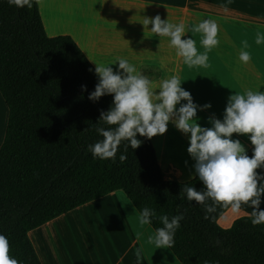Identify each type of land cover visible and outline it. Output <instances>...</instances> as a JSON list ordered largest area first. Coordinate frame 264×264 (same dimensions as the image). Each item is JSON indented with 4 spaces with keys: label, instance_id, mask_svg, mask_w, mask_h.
Segmentation results:
<instances>
[{
    "label": "trees",
    "instance_id": "obj_1",
    "mask_svg": "<svg viewBox=\"0 0 264 264\" xmlns=\"http://www.w3.org/2000/svg\"><path fill=\"white\" fill-rule=\"evenodd\" d=\"M31 3L17 8L0 0V93L8 110L0 147V234L9 240L10 255L20 264H43L32 231L123 192L138 213L155 210L153 230L162 227L160 215H184L169 248L181 264H264V225L242 217L223 229L218 221L230 207L219 205L205 219L203 206L180 195L185 184L201 190L202 182L196 176L166 180L154 137L138 135L135 150L125 151L122 141L115 163L93 158L88 146L103 139L96 128L109 126L97 123L113 97L88 99L98 83L95 66L72 37H49L38 1ZM256 171L264 175V168Z\"/></svg>",
    "mask_w": 264,
    "mask_h": 264
},
{
    "label": "clouds",
    "instance_id": "obj_2",
    "mask_svg": "<svg viewBox=\"0 0 264 264\" xmlns=\"http://www.w3.org/2000/svg\"><path fill=\"white\" fill-rule=\"evenodd\" d=\"M7 3L17 8L26 6L30 9L33 6L31 0H7ZM150 23L152 32L169 37L170 44L176 48V55L182 57L186 65L208 66V52L219 44L215 20L203 19L188 29L192 33L202 34L200 44L203 52H198L193 38L182 39L187 33L184 22L170 23L157 15L151 20L145 19L144 25ZM255 43H264V35L259 30ZM247 47L245 42L239 54L240 61L244 63L251 59V54L244 50ZM117 62L115 70L110 67ZM94 63L98 83L88 99L95 103L105 95L113 97L109 110L100 112L97 123L103 121L109 126L96 128L103 139L88 146L94 159L112 160L115 163L122 141L127 142L125 151L129 146L135 150L142 143L138 135L148 139L162 136L172 123L187 136V152L195 161V176L203 184L201 190L185 184L180 195L203 206L205 219L216 211L217 205L230 207L238 213L242 204H249L252 207V225H264V209L260 207L264 196V175L256 171L264 168V91L249 89L231 95L223 118H216L213 114L209 117L211 127H202L197 112L211 109L212 105L194 103L190 92L181 86L178 76L172 75L162 80L157 91L152 81L124 58H118L107 66ZM81 87L87 91L85 85ZM234 133L248 134V139L254 145L251 157L241 141L232 138ZM119 160L125 161L126 155L121 154ZM155 217L154 209L144 207L139 213L138 223L141 226L151 225ZM159 220L162 227L156 228L147 237V242L157 249H169L174 246V236L184 215L178 213L171 218L160 215ZM139 258L140 252L137 251V261ZM0 264H20L10 255L9 240L4 234H0Z\"/></svg>",
    "mask_w": 264,
    "mask_h": 264
},
{
    "label": "rangeland",
    "instance_id": "obj_3",
    "mask_svg": "<svg viewBox=\"0 0 264 264\" xmlns=\"http://www.w3.org/2000/svg\"><path fill=\"white\" fill-rule=\"evenodd\" d=\"M109 3L112 2L50 0L48 5L60 14L59 26L67 27L73 32L76 31L81 38L85 37L88 30L85 25L90 24L91 30L93 29L92 38L99 34L102 37H108L109 33L117 36V32H132L135 28L140 29V26L144 29L148 27L151 29V23L144 25V21L146 18L151 20L157 15L167 21L156 11H146L144 14L139 9L114 8L111 7L114 6L113 3ZM42 7L47 8L44 5ZM69 18H72L70 22H68ZM202 20L203 17L188 12L186 14L173 13L172 21L169 22H184L186 38H193L196 42L197 34H202L192 33L188 29ZM123 23H127V27L118 28L123 27ZM95 25L98 26L96 28L98 32L95 31ZM159 36L154 35L153 41L146 43L143 47L136 46L137 44L133 41H128L127 44L130 45H125L123 48L109 44L103 48L96 47L93 51L100 59H107L109 63H105V66L112 64L113 60L119 57L128 60L136 66L138 72L152 81L153 88L157 91L162 80L172 75L178 76L182 82L181 86L190 92L194 103L200 106L208 103L212 105L211 109L197 112L200 125L211 127L209 117L212 113L217 114L212 108L225 98L220 93H224L221 89L228 84L227 71L230 65L208 56L207 67H189L182 57L174 54L176 48L170 44L169 38L160 36L159 40L155 39ZM110 67L117 68V65H110ZM0 116L2 118L0 121L1 134L6 116L1 100ZM153 144L166 180L184 182L195 177L193 167L195 161L187 152L189 140L172 123H169L165 134L153 138ZM138 216L139 213L127 196L122 192H116L112 196L93 202L92 205H86L60 217L61 219L52 228L54 236L48 235L47 239L42 238L41 240L46 246V254H50L54 264H69L64 254H73V264H125L128 256H134L137 259V251L140 252L138 264H178L168 249H157L154 245L148 244L147 237L153 234L154 230L148 225L141 226L138 223ZM32 236L37 238L39 234ZM40 250L43 253L42 248ZM129 264L137 263L130 260Z\"/></svg>",
    "mask_w": 264,
    "mask_h": 264
},
{
    "label": "crops",
    "instance_id": "obj_4",
    "mask_svg": "<svg viewBox=\"0 0 264 264\" xmlns=\"http://www.w3.org/2000/svg\"><path fill=\"white\" fill-rule=\"evenodd\" d=\"M37 1L47 35L49 37H58V36L72 37L95 67L96 65L94 62L101 65H104L105 63H109L107 59H103V60L100 59L98 54L93 51L96 47L103 48L111 44V45L121 46V48H123L125 45H130L127 44L128 41H133L134 44H137L136 46L143 47L145 46L146 43L148 44L149 42L153 41L154 35H156V33L152 34L153 32L151 31V29H149V27L148 29H144L141 28V26L139 25L140 29L135 28V31L132 32H128V31H123V33L117 32L118 33L117 36H113L112 33L108 32L109 33L108 37H102L99 34L91 38L93 29L91 30L92 27L90 24V25H85L86 28H88L87 30L88 32L86 31L85 37L81 38L76 33V31L73 32L67 27L59 26L60 14L58 13V11H54L52 6H50L52 10L50 9L48 5L50 0H37ZM98 1L112 2L114 6L111 7L114 8L123 7V8H130L132 10L139 9L143 11L144 14L146 11H151V12L156 11L168 21H172L173 13L186 14L188 12L195 13L196 15L203 17V19L215 20L218 27L219 44L217 47L213 48L210 52H208V56H212V58L218 62L227 63L230 65L227 71L228 84L224 89H221L224 93H220V95H223L225 98L219 103H217L218 105L216 106L214 105L212 108L215 111L214 113L217 112V114H215L216 118L219 119L223 118L224 110L226 108L228 99L231 95L237 92L243 93L249 89H251L252 91H264V43H261L260 45H257L255 43L257 30H259L261 34L264 35V0H98ZM42 5L47 6V8H43ZM49 9H50V14H49ZM71 20L72 18H69L68 22H70ZM80 22L82 21L80 20ZM97 27L98 26L95 25V31L98 32L99 30H96ZM125 27H127V23H123V27H118V28H125ZM185 38L186 36L182 37V39ZM201 38L202 35L197 34L196 47L198 52L204 51L202 45L200 44ZM155 39L159 40L160 36ZM245 42L247 43L248 47L244 50L248 51L251 54V59L247 63H244L239 59L240 51L243 48ZM174 54L176 55V52ZM117 59L118 58L113 60L114 62H112V64L115 63ZM172 59L173 58H171V60ZM154 62H158V61H154ZM113 65L118 66V63ZM0 100L5 108V113H6L4 125L0 134V147H1L6 132V126L8 121L7 120L8 110L1 93H0ZM1 116H0V121L2 119ZM232 138L239 139L242 145L245 147L246 151L254 148V145H252L250 140L248 139V134L240 135L234 133ZM112 195L113 194L109 196ZM92 204L93 203L89 205ZM260 207L264 209V196H262V203ZM251 212H252V207L249 204H242L241 210L238 213H235L231 209H229L219 219L218 223L223 229H228L233 225V223L236 220L242 217H251L250 215ZM60 219L61 218H58L48 223L47 225L30 233V238L43 264H54V263L51 260L50 254H47V257L44 256V254L42 253V251L38 246L37 239L34 238L32 235L39 234V236L41 237L39 238V240L42 244V248L45 249L46 246L44 242L42 243L41 239L42 238L47 239L48 235H51L52 237L54 236V230H52V228L54 227L56 222ZM148 226L152 229L150 225ZM171 255L173 258H175L172 253ZM64 257L69 264H73L74 262L73 254L72 255L64 254ZM130 260L138 264L137 259L134 256H128L127 260L125 261V264H129ZM175 260L176 262H178V264H181L176 258Z\"/></svg>",
    "mask_w": 264,
    "mask_h": 264
},
{
    "label": "bare ground",
    "instance_id": "obj_5",
    "mask_svg": "<svg viewBox=\"0 0 264 264\" xmlns=\"http://www.w3.org/2000/svg\"><path fill=\"white\" fill-rule=\"evenodd\" d=\"M37 238H38V237H37ZM37 238H36V239H37ZM38 239H39V238H38ZM39 243H40V244H39V248H40V246H41V248H42V244H41L40 240H39ZM41 248H40V249H41ZM42 250H43V254H44V256L47 257V254H46L45 249L42 248Z\"/></svg>",
    "mask_w": 264,
    "mask_h": 264
}]
</instances>
